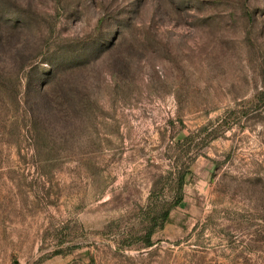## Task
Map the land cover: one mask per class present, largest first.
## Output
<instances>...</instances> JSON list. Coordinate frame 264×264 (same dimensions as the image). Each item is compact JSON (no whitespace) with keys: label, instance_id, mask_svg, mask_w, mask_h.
<instances>
[{"label":"rangeland","instance_id":"374dc122","mask_svg":"<svg viewBox=\"0 0 264 264\" xmlns=\"http://www.w3.org/2000/svg\"><path fill=\"white\" fill-rule=\"evenodd\" d=\"M0 44V264H264V0H0Z\"/></svg>","mask_w":264,"mask_h":264},{"label":"trees","instance_id":"16d2710c","mask_svg":"<svg viewBox=\"0 0 264 264\" xmlns=\"http://www.w3.org/2000/svg\"><path fill=\"white\" fill-rule=\"evenodd\" d=\"M0 51H1V44H0ZM14 87L12 86L11 92H14ZM16 91V90H15ZM12 94V93H11ZM188 173H191L190 168H185L183 172L178 176V185H177V193H176V199L174 201V204L177 205L182 201V185L184 182V179ZM169 220V210L164 209L160 211L157 215H152L148 217L147 225L145 229V233L140 237L141 241L146 246H151V236L154 233L156 228H162L163 225Z\"/></svg>","mask_w":264,"mask_h":264}]
</instances>
